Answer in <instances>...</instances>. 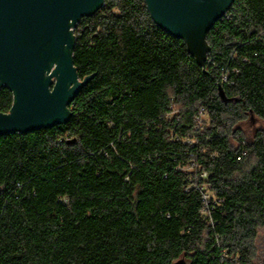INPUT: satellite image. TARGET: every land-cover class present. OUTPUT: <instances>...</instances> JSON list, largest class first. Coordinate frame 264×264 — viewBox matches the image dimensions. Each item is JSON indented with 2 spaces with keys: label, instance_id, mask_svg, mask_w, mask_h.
<instances>
[{
  "label": "trees",
  "instance_id": "1",
  "mask_svg": "<svg viewBox=\"0 0 264 264\" xmlns=\"http://www.w3.org/2000/svg\"><path fill=\"white\" fill-rule=\"evenodd\" d=\"M74 34L70 119L0 137V264H264V0H234L204 66L145 0Z\"/></svg>",
  "mask_w": 264,
  "mask_h": 264
},
{
  "label": "water",
  "instance_id": "2",
  "mask_svg": "<svg viewBox=\"0 0 264 264\" xmlns=\"http://www.w3.org/2000/svg\"><path fill=\"white\" fill-rule=\"evenodd\" d=\"M154 21L185 40L204 66L210 50L207 33L234 0H145ZM105 0H0V88L14 94L0 112V137L29 132L72 116L70 105L94 76L79 77L74 64V28ZM220 95L224 96L222 86ZM172 264H188L184 257Z\"/></svg>",
  "mask_w": 264,
  "mask_h": 264
},
{
  "label": "rangeland",
  "instance_id": "3",
  "mask_svg": "<svg viewBox=\"0 0 264 264\" xmlns=\"http://www.w3.org/2000/svg\"><path fill=\"white\" fill-rule=\"evenodd\" d=\"M258 125H259V123L257 121H255V119L250 118V120L248 122H246L244 127L248 133H251L253 130L256 129V127ZM260 245H262L261 249H262V252H264V240L260 239Z\"/></svg>",
  "mask_w": 264,
  "mask_h": 264
},
{
  "label": "built area",
  "instance_id": "4",
  "mask_svg": "<svg viewBox=\"0 0 264 264\" xmlns=\"http://www.w3.org/2000/svg\"><path fill=\"white\" fill-rule=\"evenodd\" d=\"M206 173H204V175H205Z\"/></svg>",
  "mask_w": 264,
  "mask_h": 264
}]
</instances>
